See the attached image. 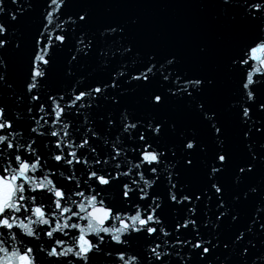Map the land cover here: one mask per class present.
<instances>
[{"label":"snow or ice","instance_id":"snow-or-ice-1","mask_svg":"<svg viewBox=\"0 0 264 264\" xmlns=\"http://www.w3.org/2000/svg\"><path fill=\"white\" fill-rule=\"evenodd\" d=\"M117 7L0 0V264H264V0Z\"/></svg>","mask_w":264,"mask_h":264},{"label":"water","instance_id":"water-1","mask_svg":"<svg viewBox=\"0 0 264 264\" xmlns=\"http://www.w3.org/2000/svg\"><path fill=\"white\" fill-rule=\"evenodd\" d=\"M23 2V0H21ZM104 4H115V16L139 15L144 21V35L157 46L178 47L189 36L201 18L200 5L211 0H94ZM97 16L104 19V7L96 9ZM213 9H207L210 14Z\"/></svg>","mask_w":264,"mask_h":264},{"label":"clouds","instance_id":"clouds-1","mask_svg":"<svg viewBox=\"0 0 264 264\" xmlns=\"http://www.w3.org/2000/svg\"><path fill=\"white\" fill-rule=\"evenodd\" d=\"M100 222H102V221H100ZM84 246H85V248H86V244H85Z\"/></svg>","mask_w":264,"mask_h":264}]
</instances>
